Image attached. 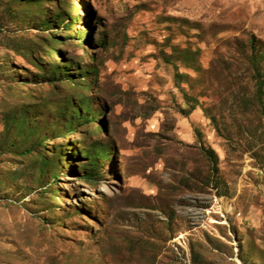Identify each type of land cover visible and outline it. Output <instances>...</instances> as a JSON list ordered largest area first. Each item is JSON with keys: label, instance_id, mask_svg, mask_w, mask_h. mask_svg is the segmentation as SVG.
<instances>
[{"label": "rangeland", "instance_id": "rangeland-1", "mask_svg": "<svg viewBox=\"0 0 264 264\" xmlns=\"http://www.w3.org/2000/svg\"><path fill=\"white\" fill-rule=\"evenodd\" d=\"M0 264H264V0H0Z\"/></svg>", "mask_w": 264, "mask_h": 264}, {"label": "trees", "instance_id": "trees-1", "mask_svg": "<svg viewBox=\"0 0 264 264\" xmlns=\"http://www.w3.org/2000/svg\"><path fill=\"white\" fill-rule=\"evenodd\" d=\"M51 68H52V72H51V78H50L51 80L50 81H53L54 80L53 78L55 76L61 75V76H58L59 78H63L65 76V71H66V70H64L65 67H64V65L60 64L59 61L55 62ZM65 79H67V77ZM78 110H80V108ZM203 149H205V148H203ZM206 153H207L208 157L212 160V155L208 151ZM87 155H88V158L92 157V155H93L92 151L87 150Z\"/></svg>", "mask_w": 264, "mask_h": 264}]
</instances>
